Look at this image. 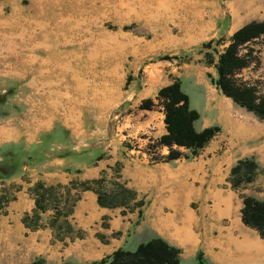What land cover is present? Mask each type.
Wrapping results in <instances>:
<instances>
[{
  "label": "rangeland",
  "instance_id": "rangeland-1",
  "mask_svg": "<svg viewBox=\"0 0 264 264\" xmlns=\"http://www.w3.org/2000/svg\"><path fill=\"white\" fill-rule=\"evenodd\" d=\"M263 19L264 0H0V45L4 46L9 35H13L16 43V35L23 36L21 40L25 42L41 41L43 49L38 47L33 54L49 62L45 72L35 63L17 80L11 78L13 74L9 72L14 56L0 46V94L10 89L5 94V102L0 104V123L7 116L22 113L26 116L29 109L38 117L51 115L56 122L50 130L53 131L60 126L63 116H67L76 126L68 129L69 143L75 150L98 147L105 153L109 143L121 147L128 155L144 153L149 160L158 162L167 148L156 144L165 128L162 107L155 93L159 87L179 79L181 90L188 96L189 107L199 115L194 128L200 130L215 125L219 129L207 143L215 146V155L228 147L236 158L232 165L238 159L252 156L259 167L254 179L238 189L230 187L229 171L221 178L223 181L220 179L219 184L212 186L219 188L222 194L232 193L230 219L240 218L241 196L264 198V173L261 172L264 119L234 104L217 90L211 79L215 77L217 56L227 46L233 32L249 21ZM210 39L213 44L204 54L206 49L201 50V44ZM247 50V64L235 73V79L238 83L252 85L257 95L264 94V36L247 42L241 51ZM164 55L168 58L159 59ZM17 68L22 69V66L17 63ZM43 79L54 82L52 88L56 89L57 101L49 105L39 96L40 104L22 103L19 99L25 95L35 101V91L38 94L47 92V88L39 87ZM31 80L36 86L25 88L23 82ZM145 99L155 104L150 110L139 108ZM41 133L33 143L20 140L16 145L21 151L25 150V155L30 154ZM43 148L44 158L40 161L59 158L50 155L58 148L53 143ZM62 164L81 165L78 159L65 158ZM110 167L105 171L108 183L113 177L115 163ZM223 174L224 169H221L220 176ZM213 175L208 167L206 179ZM72 179L81 180L76 175ZM188 183L194 188L201 187L203 196L209 188L208 180L200 184L188 177ZM18 187L16 183L0 180V212L6 202L14 198ZM76 191L71 190L72 197ZM191 198L189 208L193 216H200L204 222H218L214 200ZM138 199L142 200L140 207L124 208L129 216L124 218L129 221L128 242L137 243L149 235H157L148 225L152 221L160 234L174 243L184 236L182 230H174L170 224L171 208L164 207L162 217H145L142 212L146 203L142 197ZM132 210L134 214L130 216ZM138 210H141L139 218ZM102 219L106 220V216ZM173 220L178 225L183 224L181 209L176 211ZM139 222L141 226L136 229ZM192 230L197 232L198 225L192 223ZM182 246L184 257L179 264H198L194 255L201 250H195L194 255L187 250L186 254L188 243ZM202 259L205 260L203 253Z\"/></svg>",
  "mask_w": 264,
  "mask_h": 264
},
{
  "label": "crops",
  "instance_id": "crops-1",
  "mask_svg": "<svg viewBox=\"0 0 264 264\" xmlns=\"http://www.w3.org/2000/svg\"><path fill=\"white\" fill-rule=\"evenodd\" d=\"M14 37L18 38V43L14 42L13 35H9L4 46L0 45L15 59L13 65H9L11 69L9 72L13 74L10 77L20 80L28 67L34 66L35 63L42 66L41 72H45V66L49 62L46 58H39L33 54L36 48L43 49L41 41L31 39L25 42V39L21 40L24 38L21 35ZM17 63L22 69L17 68ZM23 83L25 88L29 89L36 86L32 80ZM53 83L43 79L39 87L47 88L46 93L38 94L35 91V101L29 95L19 100L31 106L40 104L37 97L43 96L47 104L53 105V100L57 101L56 89L52 88ZM62 119L59 120L61 122L59 125L65 129L74 126L70 117L63 116ZM55 124L51 115L38 117L29 109L26 116H23V113L18 116H7L0 123V146L16 145L20 140L28 144L33 143L39 133L50 131ZM107 146L104 157L91 166L83 167L80 173L66 171L62 164L63 158H49L32 166L23 165L16 175L4 179L7 180V184L16 183L19 187L14 193V198L8 200L0 212V264H30L37 257L42 258L44 264H89L109 255L119 247L133 249L136 242H128L126 239L129 221L124 218L129 217L128 213L124 212L123 207H100L96 203L95 193L91 190L80 192L71 214L67 216L73 231L64 234L60 240L53 237L54 232L47 225L48 219L52 217L51 209L38 212L39 226L35 228L26 226L23 221L25 215L32 214L34 197L30 188L36 182L66 185L74 180L72 178L75 175L83 181L91 180L97 178L100 173L108 171V167L113 166L116 161L120 164L118 178L136 192L137 198L142 197L146 203L143 205L144 208L142 207L143 216L159 218L162 217L161 212L164 207L173 210L168 218L170 224L174 230L184 232V236L177 239V243L160 234V229L153 221L148 225L158 236L179 247L181 251L179 262L184 257L182 245L188 243L189 249L185 250L186 254H188L187 250H190L194 255L195 250L200 249L205 261L210 264H264V238H260L254 229L243 225L240 218L230 219L232 197L230 191L222 194L219 188H212L220 183L222 177H226L236 159L231 155L228 147L222 148L219 154L215 155V146L207 145L188 162L180 159L154 162L144 153L128 155L121 147H113L109 143ZM117 153L122 155L118 156ZM36 167L41 169L36 171ZM208 167H211L214 175L206 179ZM221 169H224L222 176H220ZM188 177L200 184L208 180L209 188L204 196L201 187L194 188L188 183ZM191 196L195 199L209 197L214 200L218 222H204L200 216L195 214L193 216L189 208ZM179 209L184 214V222L181 225L173 220ZM130 214L133 216V210ZM105 216L106 220H103ZM102 222L104 225H101ZM142 222L138 223L136 229L140 228ZM192 223L198 225L197 232L192 230ZM76 232L81 235L75 236Z\"/></svg>",
  "mask_w": 264,
  "mask_h": 264
},
{
  "label": "trees",
  "instance_id": "trees-1",
  "mask_svg": "<svg viewBox=\"0 0 264 264\" xmlns=\"http://www.w3.org/2000/svg\"><path fill=\"white\" fill-rule=\"evenodd\" d=\"M261 35L264 36V19L249 21L235 30L227 46L217 56L214 64L215 77L211 79V83L234 104L252 112L259 119H264V94L257 95L252 85L238 83L235 79V73L247 64L246 57L249 51L242 53L243 46ZM212 44L211 39L201 44V50L206 49L204 54L208 53L207 49ZM167 58L165 55L159 57V59ZM9 91L10 89L0 94V104L5 102V94ZM155 99L162 107V121L165 128V133L156 139V144L167 148V153L158 160L171 161L180 158L191 160L218 132L219 129L215 125L200 130L194 128V122L199 115L189 107L188 96L181 90L179 79H174L159 87L156 90ZM154 105L153 100L145 99L141 101L139 108L150 110ZM69 139L68 130L56 126L53 131L40 134L34 143L35 148L29 151L30 154L25 155V150L21 151L18 145L0 146V180L17 174L25 163L40 162L44 158L43 147L51 143L58 148L50 155L70 159V161L76 159L80 161V166H64L68 172L80 173L83 167L95 164L105 155L98 147L75 150L70 146ZM113 168H115L113 177L109 183L104 172L100 173L97 178L84 181L74 179L66 185L36 182L30 188L34 197V207L31 215L23 217L24 224L31 228L39 226L38 212L51 209L53 213L47 225L52 228L54 238L62 239L64 234L73 231L67 216L71 214L78 200V193L84 190H91L95 193L96 203L100 207H128L130 209L133 206L140 207L142 200L137 198L136 192L117 180L120 164L116 162ZM258 170L259 167L252 156L238 159L229 170L230 187L235 190L251 182ZM261 172L264 173V166ZM71 190H77V194L73 197ZM140 214L141 210H138V218ZM239 214L243 225L254 229L260 238H264V198L258 199L251 195L241 196ZM80 235L79 232L75 233V236ZM179 253L178 247L168 243L162 237L149 235L137 242L131 250L119 247L109 255L89 264H179ZM194 256L198 264L206 263L202 259L201 251L198 250ZM30 264H44V261L37 257Z\"/></svg>",
  "mask_w": 264,
  "mask_h": 264
}]
</instances>
